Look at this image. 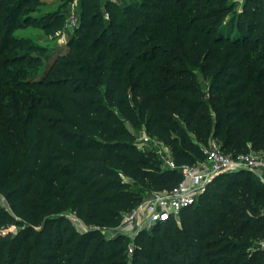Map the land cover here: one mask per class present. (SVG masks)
<instances>
[{
  "label": "trees",
  "instance_id": "obj_1",
  "mask_svg": "<svg viewBox=\"0 0 264 264\" xmlns=\"http://www.w3.org/2000/svg\"><path fill=\"white\" fill-rule=\"evenodd\" d=\"M32 1L19 0L11 15L26 13ZM80 1L69 51L33 85L18 128L0 134V196L7 205L0 204V264H264V184L249 171L216 177L179 224L170 220L141 234L130 261L127 238L104 234L141 201L137 184L171 189L180 180L165 171L157 182L143 170L127 124L137 130L143 123L178 165L204 158L186 152V139L178 141V121L207 130L209 109L211 137L225 153L263 150L264 57L253 53L264 43V0L246 1L230 27L233 38L224 33L227 9L216 8L226 0H141L122 11L108 2L107 22L99 0ZM206 45L233 59L212 77L207 97L170 81L183 72L160 76L164 49L193 58Z\"/></svg>",
  "mask_w": 264,
  "mask_h": 264
},
{
  "label": "rangeland",
  "instance_id": "obj_2",
  "mask_svg": "<svg viewBox=\"0 0 264 264\" xmlns=\"http://www.w3.org/2000/svg\"><path fill=\"white\" fill-rule=\"evenodd\" d=\"M141 0H99L98 12L103 15L105 22L108 21L105 5L109 2L117 10L122 11L127 5L137 3ZM247 0H226L225 3H219L216 8H226L227 12L222 15L223 28L225 36L233 38L230 34L231 25H235V19L242 12L243 6ZM263 1V0H262ZM19 0H0V134H6L15 130L17 121L24 117L25 110L31 104L34 98L33 85L41 81L47 68L54 60L65 55L70 49V43L76 38V32L80 26L81 1L80 0H34L32 1V9L26 13L15 16L11 15V9ZM6 18L9 23L13 20V25L8 26L1 21L2 17ZM75 18V25L70 24V18ZM261 24L264 28V12L262 14ZM5 21V20H3ZM259 39L260 35L258 36ZM261 42V41H260ZM264 46V43H261ZM261 44L253 53L254 57H264V51H260ZM223 49L218 55L216 49L206 45L204 49H194L193 58L186 57L183 51L177 49L166 48L163 50V58L159 59L158 66L162 68L161 77L167 69L176 72L185 73V77L174 78L170 76V81L180 82L191 87L202 90L206 97L208 87L212 77L221 69L230 65L232 58H227L225 54L229 51ZM165 58H168L165 60ZM40 59L41 66H27L32 61ZM176 62V63H175ZM264 62V61H263ZM183 75V76H184ZM211 117V123L207 130H196V128H188L184 122L178 121V131H171L172 136L179 137L180 142L186 139L188 144L184 146L188 154L204 157L209 147L215 116L211 109L208 110ZM128 130L134 135L135 140L133 146L138 153V158L143 165V170L159 182V175L165 172L163 167L162 156L159 148L155 145L153 136H150L142 123L140 128L135 130L127 124ZM151 137V140H146ZM169 154L172 157L171 149L165 144ZM264 153V148L261 150ZM173 158V157H172ZM203 158V159H204ZM197 161V162H201ZM196 162V163H197ZM125 182L134 184L133 180L123 177ZM140 196L153 192L168 190L163 184L158 187H152L149 184H137ZM0 204L7 207L6 202L0 196ZM67 217L73 223L78 232H83L86 227L73 214H67ZM164 229V227H162ZM151 231L143 232L145 234ZM142 233V234H143ZM106 237H114L113 231H104ZM127 238V246L124 254L127 260L132 259L135 240L141 238ZM132 249V250H130Z\"/></svg>",
  "mask_w": 264,
  "mask_h": 264
},
{
  "label": "built area",
  "instance_id": "obj_3",
  "mask_svg": "<svg viewBox=\"0 0 264 264\" xmlns=\"http://www.w3.org/2000/svg\"><path fill=\"white\" fill-rule=\"evenodd\" d=\"M70 24L75 25L74 17L70 18ZM145 139L151 140V137ZM153 140L159 148L165 170L177 172L180 180L171 189L146 194L130 211L122 212L120 224L111 230L114 237L136 238L170 220L179 224L181 212L193 206L206 186L220 175L249 171L264 184V153L261 151L232 155L225 153L220 144L211 139L201 162L178 165L165 144L155 137ZM260 246L264 250V242Z\"/></svg>",
  "mask_w": 264,
  "mask_h": 264
}]
</instances>
